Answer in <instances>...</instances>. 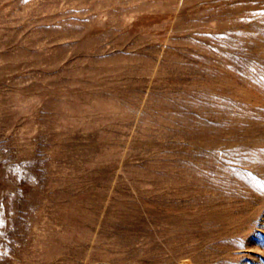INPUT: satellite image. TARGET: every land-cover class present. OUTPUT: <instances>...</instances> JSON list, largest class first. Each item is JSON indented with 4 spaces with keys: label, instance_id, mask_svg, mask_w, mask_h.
Returning a JSON list of instances; mask_svg holds the SVG:
<instances>
[{
    "label": "rangeland",
    "instance_id": "374dc122",
    "mask_svg": "<svg viewBox=\"0 0 264 264\" xmlns=\"http://www.w3.org/2000/svg\"><path fill=\"white\" fill-rule=\"evenodd\" d=\"M0 264H264V0H0Z\"/></svg>",
    "mask_w": 264,
    "mask_h": 264
}]
</instances>
